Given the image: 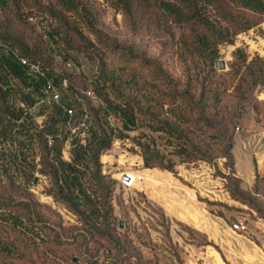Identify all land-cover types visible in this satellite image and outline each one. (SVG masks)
Listing matches in <instances>:
<instances>
[{
    "label": "rangeland",
    "instance_id": "1",
    "mask_svg": "<svg viewBox=\"0 0 264 264\" xmlns=\"http://www.w3.org/2000/svg\"><path fill=\"white\" fill-rule=\"evenodd\" d=\"M47 1L37 0L42 7H46ZM82 1L98 12L100 35L83 31L90 42L88 46L97 54L74 48L69 51L71 58L65 59L49 45L52 52L48 51L47 55L53 70L66 81V85L63 81L62 87L55 90L61 103H67L72 97L67 85L85 93L102 66L117 84L122 85L126 95L137 90L140 93L138 99L146 109L156 104L151 109L156 111L167 99V90L155 88L151 74L139 65L142 57H151L160 60L180 90L186 89L196 101L204 93L207 101L204 104L211 103L208 110L211 116L229 112L240 102L243 118L234 130L233 157L236 134L248 125H263L264 99L259 97L257 88L245 102L240 97L239 80L253 57L264 59V15L241 9L244 19L252 23L248 30L224 41L207 36L210 43H218L219 56L212 67L206 58L209 47L193 39L188 29L167 28L159 15L146 8L139 15L130 17L117 9L115 0ZM26 13L31 15L26 25L35 35L42 33L45 25L52 22L43 21L41 9L35 6ZM13 27L16 33L24 31L23 24L16 23ZM128 49L141 58L130 57ZM46 100L54 101L51 95ZM30 111L37 123H44L46 113L42 112L40 105ZM144 111L138 115L137 126L129 131H123L121 120L115 116L111 125L115 135L112 147L100 157L102 173L116 182L110 222L93 230L83 225L67 206L47 193L49 177L36 173L29 193L37 202L46 205L54 219L45 226L40 224L37 231L42 230V234H19L11 230L3 233L4 238H17L20 250L13 256L0 252V264H219L212 253H216L222 264H264V218L255 208L233 198L226 189L221 174L225 172L221 166L223 158H217L215 162H184L176 155L177 142L153 131L149 126L151 113ZM189 118L187 129L191 130L190 135L197 143L216 141L214 128L199 120L195 113ZM74 128L71 126L68 132L73 134ZM136 137L154 144L166 158L174 161V172L145 168L143 158L131 150ZM70 138L63 150L65 160H70ZM234 154L236 167L244 173L247 163L241 161L238 148ZM250 165L251 160H248V167ZM192 170L203 173V180H211V185L202 184L197 193L191 190L190 182L181 178L179 173ZM153 172L157 175L169 173L171 181L177 183L157 177ZM127 173L133 181L131 186L124 188L121 179ZM140 176L142 180H139ZM240 189L245 192L243 198L252 201L264 214V173L257 174L256 170L252 186L247 188L242 183ZM7 191L5 187L2 193ZM151 193H158L166 203L162 205V201L153 200ZM172 196L181 203L176 198L174 203L169 201ZM190 199L191 205L186 206ZM182 208L199 224L194 225L187 216L177 213ZM239 225L246 230L241 231Z\"/></svg>",
    "mask_w": 264,
    "mask_h": 264
},
{
    "label": "trees",
    "instance_id": "2",
    "mask_svg": "<svg viewBox=\"0 0 264 264\" xmlns=\"http://www.w3.org/2000/svg\"><path fill=\"white\" fill-rule=\"evenodd\" d=\"M115 1L117 9L130 17L146 8L159 15L167 28L188 29L193 39L209 47L206 58L212 67L219 56L218 43H210L207 36L224 41L248 30L252 23L244 19L241 9L264 15V0ZM34 6L41 9L43 21H52L38 35L26 25L31 16L26 10ZM16 23L23 24L22 33L14 31ZM97 23V10L82 0H49L46 7L37 0H0V252L13 256L20 250L17 238L3 237L7 230L38 235L42 234V230L37 231L40 224L45 226L54 219L46 205L37 202L29 193L36 173L49 177L47 193L67 206L83 225L93 230L108 224L113 213L116 182L102 173L100 157L112 147L115 135L111 125L115 116L121 120L123 131H129L137 126L138 115L145 113L144 109L151 113L149 126L152 130L177 142L176 155L184 162H215L223 158L221 166L225 172L221 174L226 189L233 198L255 208L264 218L252 201L243 198L242 180L234 169L231 150L234 130L243 118L240 102L229 112L211 116L208 111L211 103L204 104L207 102L204 93L196 101L186 89L180 90L160 60L141 58L132 49H128L127 54L141 58L139 65L151 74L154 87L167 90V99L156 111H151L156 104L146 109L138 99L137 90L126 95L122 85L117 84L102 66L85 93L67 85L66 89L72 92L67 103L46 100L48 86L52 84L58 91L65 80L53 70L47 55L48 51L52 52L49 45L65 59L71 58L69 51L74 48L96 55L88 46L90 42L83 31L100 35ZM263 77L264 59L255 56L246 64L239 80L240 97L245 102L257 88L259 97L264 96ZM36 105L46 113L43 124L37 123L31 114L30 110ZM68 109L73 110L72 115ZM191 113L215 129L216 141L199 144L191 137V130L187 129ZM71 126L78 127L73 134L68 132ZM69 138L70 160H65L63 150ZM131 150L143 158L145 168L174 172L176 163L142 137L134 139ZM5 187L8 191L2 193ZM212 255L222 264L216 253Z\"/></svg>",
    "mask_w": 264,
    "mask_h": 264
},
{
    "label": "crops",
    "instance_id": "3",
    "mask_svg": "<svg viewBox=\"0 0 264 264\" xmlns=\"http://www.w3.org/2000/svg\"><path fill=\"white\" fill-rule=\"evenodd\" d=\"M239 150L240 154V159L243 163H247V168L246 171L243 173L239 171V169L236 167L237 166V160L235 158V149ZM233 155H234V160H235V169H236V174L241 178L243 186H247V188H250L254 182V173L257 170L258 172H263L264 173V124H256V125H248L244 128L241 129L239 134H236L235 136V144H234V149H233ZM248 160H251V165L248 167ZM204 167V166H203ZM210 171V169H209ZM184 171L183 173H179V176L184 178L185 180H188L191 184V190H193L195 193L200 191L199 187L202 186V184H206L205 186L208 187L210 186V182H212L209 179H204L203 180V173L200 171H195L192 170V172H187ZM207 173V172H206ZM208 174V173H207ZM153 175H156L157 177H164L167 180H170L169 173L163 174V175H157L156 173L153 172ZM143 179V178H142ZM193 181V182H192ZM172 183H177L176 181H171ZM204 186V187H205ZM201 188V187H200ZM208 191V190H207ZM151 198L155 201H162V205L166 203L163 197L158 195V193H151ZM174 198L181 203L177 197L172 196L171 200H173V203L175 202ZM191 205V199L185 203L186 206ZM179 205V204H176ZM175 207V206H174ZM177 208V207H176ZM170 211V210H169ZM175 211V210H172ZM171 212V211H170ZM174 213V212H171ZM177 213L185 215L188 217V221L190 223L199 224L195 223L193 219L190 217V214L186 211V209L182 208V211H177Z\"/></svg>",
    "mask_w": 264,
    "mask_h": 264
},
{
    "label": "built area",
    "instance_id": "4",
    "mask_svg": "<svg viewBox=\"0 0 264 264\" xmlns=\"http://www.w3.org/2000/svg\"><path fill=\"white\" fill-rule=\"evenodd\" d=\"M22 63L26 64V61L22 59ZM70 66V65H69ZM64 84L66 85V81H64ZM49 88L46 90L47 93L49 95H51L52 99L54 101H58L59 100V94L55 91V89L53 88L52 84L48 86ZM50 90V91H49ZM264 92V91H263ZM264 99V96L262 97ZM68 113L69 115H72L73 114V110L72 109H68ZM83 126V124H81ZM239 129V128H237ZM78 130V127H75L74 130H72L73 132H76ZM127 175L129 176V180L126 181L125 179H121V182L122 184L124 185L123 187L125 186H131V183L133 181L132 177H130V175L127 173ZM123 176V175H122ZM139 180H142V177L140 176V179ZM239 229L241 231H244L246 230L245 227H243L242 225H239Z\"/></svg>",
    "mask_w": 264,
    "mask_h": 264
},
{
    "label": "water",
    "instance_id": "5",
    "mask_svg": "<svg viewBox=\"0 0 264 264\" xmlns=\"http://www.w3.org/2000/svg\"><path fill=\"white\" fill-rule=\"evenodd\" d=\"M220 65L222 66L223 63L221 62ZM122 179H125L126 181H128V180H129V176H128L127 174H124V175L122 176ZM120 228H122V224H121V223H120Z\"/></svg>",
    "mask_w": 264,
    "mask_h": 264
}]
</instances>
